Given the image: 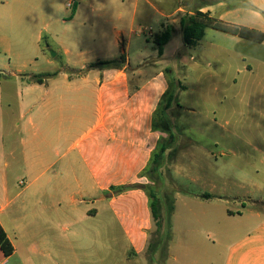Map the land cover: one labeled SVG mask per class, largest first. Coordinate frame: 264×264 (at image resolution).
<instances>
[{
    "label": "crops",
    "instance_id": "0c3cea01",
    "mask_svg": "<svg viewBox=\"0 0 264 264\" xmlns=\"http://www.w3.org/2000/svg\"><path fill=\"white\" fill-rule=\"evenodd\" d=\"M197 13L263 39L208 28L199 45L186 46L182 28ZM168 25L176 33L159 56L154 38ZM0 55L8 62L0 65V145L13 148L30 176L19 195L45 201L8 209L0 196V223L14 247L11 235L32 239L31 251L47 264H149L148 195L116 189L150 183L140 175L168 137L154 123L172 67L189 65L190 87L181 89L193 99L223 107L184 115L216 124L220 117L228 129L257 131L264 145V0H0ZM123 55L119 66L90 67ZM34 75L48 77L30 82ZM182 114L191 144L172 176L190 194L175 195L173 230L178 222L193 228L180 239L188 253L179 264H264V211L251 208L264 204V173L219 177L218 155L189 134L203 128ZM194 184L216 198L192 194ZM1 187L7 201L5 177ZM11 257L0 249V264Z\"/></svg>",
    "mask_w": 264,
    "mask_h": 264
},
{
    "label": "rangeland",
    "instance_id": "374dc122",
    "mask_svg": "<svg viewBox=\"0 0 264 264\" xmlns=\"http://www.w3.org/2000/svg\"><path fill=\"white\" fill-rule=\"evenodd\" d=\"M81 50L83 52L85 51L84 48H82ZM51 53L52 52H50V55L52 56ZM7 63V58L0 55V65ZM182 66L183 65H181L180 67L175 66L170 69L171 94L178 98L180 108L174 105L173 108L170 109L168 111V114L165 116V119L169 124L171 132L177 135L176 144L174 145V150H176V156L173 159V163L171 165V173L174 163H176L177 159L180 157L185 148H188L191 144L189 137L184 136L183 117H178V115H180V112L181 114L183 113L182 115H184L185 112L183 111H188L189 108H193L203 112L210 111V113L218 111L219 114H221L223 109V107H220V105L218 104V100H216V98L210 100H202L194 97L193 99L188 89H181V84L186 88L190 87L191 81V74H189V65L186 70ZM225 88L226 87H223L222 89ZM185 115L188 117V120L191 118L194 124L203 128V131H193L192 133H189L190 136L202 145L203 150L210 152L213 151L216 155H218V161L216 163V168L214 169V172H216L215 174H218L219 177H223L229 174L248 173L250 170L254 171V169L264 173V165L261 164V161H264V145L260 144L261 138H258L257 131L246 130L244 132V130H237L231 127H229L228 129L227 126L221 125L220 117L218 119V123L216 124L215 122L211 123L210 120L205 121L200 120L199 118L196 119L194 118V116H191L187 113ZM174 116H177L178 118H172ZM162 123V116H160L158 118V125L160 128H162ZM166 134L168 135V133ZM12 150V147L4 148L0 145V191L2 188L1 179L3 177L6 178L9 184L8 200L6 201V199H4L7 198L5 197V195L4 198L2 197V195H0L2 204L7 205L8 209H17L19 207L25 206L27 208L33 209L43 208L45 201L38 195H30L29 193L25 195H19L24 188V185H21L20 183L22 181L28 183L31 180L29 178V174L24 171L23 162L21 161V159H13ZM246 164H248L250 167H247ZM206 168L207 170L209 169L208 164ZM238 168L243 170L238 171ZM37 172H40L39 167L37 169ZM173 179L176 183V189L181 185L185 186L189 191V184L180 183L174 177ZM224 182L231 183L230 180H223L221 183ZM229 186L232 185L229 184ZM167 188L169 191L172 190V186L168 185ZM231 188L232 187H228V189ZM191 192L192 194H204L206 191L203 186L194 184L191 187ZM262 203L263 202H260L256 206H251V208H258L264 211V204ZM241 210L243 209L241 208ZM192 228L193 227H186L180 222L177 223V232H174V239L170 248V256L168 259L170 260L169 264H179L180 255L188 253V243L184 241L183 245H180V239L183 238L185 235L189 237V230H191ZM11 236L15 244L16 252L9 259V264H47V261L43 257H40V255L38 256L36 253L31 251V247L33 244L32 239H29V237L17 238L13 235ZM225 244L227 243H224V245L219 247V250L214 249V253L223 252ZM86 253L91 252L87 251L85 252V254Z\"/></svg>",
    "mask_w": 264,
    "mask_h": 264
},
{
    "label": "trees",
    "instance_id": "16d2710c",
    "mask_svg": "<svg viewBox=\"0 0 264 264\" xmlns=\"http://www.w3.org/2000/svg\"><path fill=\"white\" fill-rule=\"evenodd\" d=\"M208 28L224 32L240 38L261 41L263 35L248 31L243 28L232 26L212 18L209 14L197 13L189 18L188 24L182 28L183 40L186 46L194 47L199 45L205 36ZM176 30L168 25L163 31L154 38V43L159 56L164 54V47L174 37ZM126 61L125 55L117 61H108L91 65L97 66H119ZM48 75H34L30 82L43 83ZM174 104L179 106V102L171 93H167L164 101L160 103V108L156 113V124L154 128L168 133L167 138H162L157 149L153 152L147 168L141 173V178H146L149 184L137 183L134 185L123 186L116 189L117 192L123 193L133 189L143 190L149 198L150 210L153 219V230L150 233V240L146 250V258L149 264H166L170 256V248L174 239L173 217L175 213V195L176 193L190 194L185 186L175 188V180L171 173V165L176 156L174 145L176 144L177 135L171 132L169 124L165 119L168 111L173 108ZM162 116V128L158 125V118ZM172 186L169 191L167 186ZM201 198H216L212 194H204ZM0 249L4 255L9 258L14 255L15 247L9 239L5 229L0 223Z\"/></svg>",
    "mask_w": 264,
    "mask_h": 264
},
{
    "label": "built area",
    "instance_id": "2783aa9c",
    "mask_svg": "<svg viewBox=\"0 0 264 264\" xmlns=\"http://www.w3.org/2000/svg\"><path fill=\"white\" fill-rule=\"evenodd\" d=\"M73 6V2H70L69 4H68V7H72Z\"/></svg>",
    "mask_w": 264,
    "mask_h": 264
},
{
    "label": "water",
    "instance_id": "95a60500",
    "mask_svg": "<svg viewBox=\"0 0 264 264\" xmlns=\"http://www.w3.org/2000/svg\"><path fill=\"white\" fill-rule=\"evenodd\" d=\"M51 54H52V56H56V53L55 52H52Z\"/></svg>",
    "mask_w": 264,
    "mask_h": 264
}]
</instances>
